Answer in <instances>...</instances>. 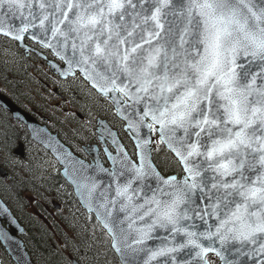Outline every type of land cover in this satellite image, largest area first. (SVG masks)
I'll return each instance as SVG.
<instances>
[{
  "label": "snow or ice",
  "instance_id": "1",
  "mask_svg": "<svg viewBox=\"0 0 264 264\" xmlns=\"http://www.w3.org/2000/svg\"><path fill=\"white\" fill-rule=\"evenodd\" d=\"M0 36L119 122L71 177L121 264H264V0H0Z\"/></svg>",
  "mask_w": 264,
  "mask_h": 264
},
{
  "label": "trees",
  "instance_id": "2",
  "mask_svg": "<svg viewBox=\"0 0 264 264\" xmlns=\"http://www.w3.org/2000/svg\"><path fill=\"white\" fill-rule=\"evenodd\" d=\"M12 71L15 75L18 74L16 67ZM85 86L78 84L74 92L81 96L78 97V101L82 99L84 108L82 113L90 126L78 134H74L78 131L77 127L74 128L69 124L68 129L62 126H52L77 151L80 150L81 144L91 142L96 138L95 124L92 123L96 116L105 117L123 137L119 122L113 118L106 105L97 102V94L88 85ZM8 119L0 112V146L10 152L11 146L22 136L27 138L28 133L25 128L16 132L10 126ZM122 140L125 144L130 143L129 139L122 138ZM23 175L25 179L11 173L7 179L0 178L2 189H0V194L10 206L12 203L6 198L7 195L13 203L17 202L34 209L30 215H26L18 205L14 204L15 207H12L25 225L26 231L22 237L36 264H68L71 257L77 258L82 264H120L110 247L109 237L94 216L88 214L80 206L71 186L60 173L54 174L53 177L45 176L47 178L42 180L43 184L38 185L36 191L38 199L35 203H28L20 189L25 186V180H35L37 177L25 172ZM54 199L61 203L59 209L52 206ZM51 210L55 211V215ZM0 259L2 264H15L1 245Z\"/></svg>",
  "mask_w": 264,
  "mask_h": 264
},
{
  "label": "water",
  "instance_id": "3",
  "mask_svg": "<svg viewBox=\"0 0 264 264\" xmlns=\"http://www.w3.org/2000/svg\"><path fill=\"white\" fill-rule=\"evenodd\" d=\"M48 63L54 69V71L58 72L61 75L62 68L66 67V65L61 66L56 64L55 62L49 60ZM63 76V75H61ZM0 105L4 108L8 109L13 117L22 121L29 129L32 138L40 142L43 146H45L52 154L56 157L59 164L62 166L61 174L64 178L72 185L74 193L76 194L80 204L86 209L87 206L84 204V201L81 199L80 193L77 191L76 184L73 183L71 177V168L73 161H83L85 164L93 163L94 158H97L102 162L98 155L97 146L94 145H85L83 146L84 150H86L89 154L93 156L91 162L84 160L83 158L76 155L71 148L66 145L58 136V133L55 131H51L45 124L39 123L33 116H31L28 112L22 110L18 107L11 99L0 94ZM101 124L107 127H111L106 120L98 119L97 121V133L99 140L103 143V149L106 148L105 140L101 139ZM112 128V127H111ZM113 131L116 132L115 129L112 128ZM110 144L111 142L108 141ZM51 145V147L49 146ZM53 148H59L63 151V153L68 154V159L65 160L63 157L59 156ZM109 149V148H108ZM110 150V149H109ZM15 153L19 154L21 157H24L23 150L19 146L18 149L15 150ZM66 168L68 171L66 172ZM7 171L4 167L0 166V175L3 177L7 176ZM89 175L93 174L92 169H89ZM98 179H104L103 174L97 173ZM95 216V213L92 212ZM24 232L23 226L17 220L13 212L7 206V204L0 197V242L8 252V254L12 257L16 264H35L31 259L20 234ZM121 263L119 254L115 253ZM73 264H77L78 261L75 259L72 260ZM1 264V263H0ZM80 264V263H79Z\"/></svg>",
  "mask_w": 264,
  "mask_h": 264
},
{
  "label": "rangeland",
  "instance_id": "4",
  "mask_svg": "<svg viewBox=\"0 0 264 264\" xmlns=\"http://www.w3.org/2000/svg\"><path fill=\"white\" fill-rule=\"evenodd\" d=\"M7 79L9 83L12 85V87H15L17 90L22 89V93L26 95V102L28 103L37 102L45 111L49 112V114L51 115V121H50L51 126L53 127L62 126L63 128L68 129V124H69L74 128L77 127L78 131L75 132L74 134L81 133L90 126L86 117L84 119V114L82 113L83 118L80 119L77 113L78 111L82 112L84 110L82 99L78 101V97H81L78 96V94H76L77 98L73 99V106H72L68 99L69 93L67 92H66L67 94H65L64 91H61V93L64 94V96L67 99L66 101H61L55 94H53L52 90H48L46 88L38 89L37 86H32L30 83H28L26 88H24L22 86L14 85L16 81L12 76H7ZM55 102H57V105H54ZM56 108H58L59 110L56 111ZM64 108H66L67 110L65 111ZM92 123L93 125L95 124V118L93 119ZM28 141H29L28 161L26 163H19L18 166L11 165L10 169H11V174L13 175L17 174L22 179H25L23 175L24 172L33 177H37L35 180H25L24 181L25 186H23V188L20 189L21 194L28 203H35L38 199L36 195L38 185L43 184L42 180L47 178L45 176L53 177L54 174L60 173L59 172L60 165L57 162V160L50 153H48V151L44 150L43 148H39L38 146L35 145L36 143H33L32 141L30 140ZM1 158H5V157L1 155ZM23 166L25 167L22 168ZM6 198L9 201H11L12 203L11 207L13 206L15 207V205H18L26 215H30V212L34 211L32 207H25L24 205H20L17 202L13 203L8 195L6 196ZM51 211L55 215V211L54 210Z\"/></svg>",
  "mask_w": 264,
  "mask_h": 264
},
{
  "label": "flooded vegetation",
  "instance_id": "5",
  "mask_svg": "<svg viewBox=\"0 0 264 264\" xmlns=\"http://www.w3.org/2000/svg\"><path fill=\"white\" fill-rule=\"evenodd\" d=\"M26 43L32 45V42L26 38ZM38 48V45L34 46ZM16 42L0 36V92L9 96L13 101L18 104L21 108H30V112L35 116L39 117V104L37 102L28 103L26 102V95L22 93V89L17 90L15 87L9 83L7 76H12L15 79L14 85L22 86L26 88L28 83L32 86H37L38 89L46 88L57 93H60L65 99L61 91L67 93H74L75 79L79 80L80 75L76 73V76H68L65 79L60 78L57 74L53 73L46 61L40 57L36 52L31 55L21 56L17 52ZM8 51H5V50ZM20 52H24L23 48L19 49ZM13 53H16L13 55ZM46 54L48 58L49 53ZM17 68L18 74L12 73V70ZM64 87V89H63ZM0 112L3 114H9L4 108L0 107Z\"/></svg>",
  "mask_w": 264,
  "mask_h": 264
},
{
  "label": "bare ground",
  "instance_id": "6",
  "mask_svg": "<svg viewBox=\"0 0 264 264\" xmlns=\"http://www.w3.org/2000/svg\"><path fill=\"white\" fill-rule=\"evenodd\" d=\"M63 89H64V87H63ZM64 93L67 94L65 91H64ZM67 96H68V95H67ZM68 99H69V98H68ZM85 130H86V129H85Z\"/></svg>",
  "mask_w": 264,
  "mask_h": 264
}]
</instances>
